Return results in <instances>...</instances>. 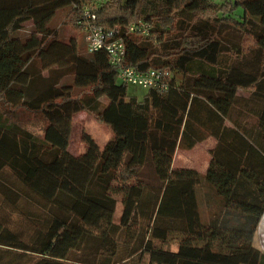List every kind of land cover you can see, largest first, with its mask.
Returning <instances> with one entry per match:
<instances>
[{
    "label": "trees",
    "instance_id": "obj_1",
    "mask_svg": "<svg viewBox=\"0 0 264 264\" xmlns=\"http://www.w3.org/2000/svg\"><path fill=\"white\" fill-rule=\"evenodd\" d=\"M73 3H0V264H144L145 254L147 264H264L254 245L264 213V0L102 2L96 20L120 26L122 66L173 73L166 91L140 99L103 51L85 53L77 35L48 26L69 5L63 21L80 31ZM28 19L39 37H14ZM139 19L148 33L125 32ZM65 75L73 82L58 86ZM21 108L40 114L42 137L11 119ZM81 110L111 137L100 146L84 132L85 150L73 155ZM206 136L217 141L204 175L173 166L178 147ZM201 181L218 198L207 219Z\"/></svg>",
    "mask_w": 264,
    "mask_h": 264
},
{
    "label": "rangeland",
    "instance_id": "obj_2",
    "mask_svg": "<svg viewBox=\"0 0 264 264\" xmlns=\"http://www.w3.org/2000/svg\"><path fill=\"white\" fill-rule=\"evenodd\" d=\"M237 12H241V11L238 9ZM65 17L66 16H64L63 19H65ZM58 24L61 26L60 31L58 30L59 32L58 35L61 36V38L63 39H65L70 33L77 35L80 40L82 50L86 53V47L83 40V33L81 32V29L79 31L74 25L64 21L61 23L59 21ZM247 44H250L249 39L247 40ZM178 78L180 79V76H178ZM74 91L78 92L80 90L74 87ZM147 91H148L147 89L141 88L139 86H135L132 84L127 85L128 94L134 95L138 99L142 98L147 93ZM241 93L244 94L242 91ZM103 99H104L103 101L105 102L106 99L105 98ZM3 109L0 108L1 113L3 112ZM15 113H16L15 118L13 117L11 119L18 122V124L20 125L28 127L36 135H39L41 133L40 128L42 127V121H41L42 118L38 114H34V113L32 114L22 109H17ZM84 132L90 134L100 146H102L111 137V130L109 126L103 122L97 121L92 113H89L86 110H81L74 113L72 119V130H71L69 148L74 152H78V154L84 152L85 150V144L81 139L82 134ZM206 158L207 155L205 151V146H197L196 148L190 151L181 147L175 153V156L173 158V166L180 167L183 166V164L190 162V164L193 163L197 168L202 169V167L206 162ZM199 197H200L199 202H200L201 215L203 219H207L212 209L216 205H218V198L214 194L209 192H205V193L200 192ZM120 211L121 209L119 210V206H118L115 213H120ZM0 213L4 217V210H0ZM254 245L260 249L256 232L254 235ZM171 248L173 249L174 246H171ZM143 260H144L143 263L147 264L148 261L147 254L144 255ZM122 264H130V263L125 262Z\"/></svg>",
    "mask_w": 264,
    "mask_h": 264
},
{
    "label": "built area",
    "instance_id": "obj_3",
    "mask_svg": "<svg viewBox=\"0 0 264 264\" xmlns=\"http://www.w3.org/2000/svg\"><path fill=\"white\" fill-rule=\"evenodd\" d=\"M106 0H80L72 7L80 6L79 26L83 33L86 51L93 53L103 51L111 65L118 66L117 78L125 84H132L144 89H153L162 93L167 90L172 78L169 68H150L138 71L131 66H122L125 57V44L120 26L104 27L96 20L95 9ZM150 25L139 19L126 26L125 32L148 33Z\"/></svg>",
    "mask_w": 264,
    "mask_h": 264
},
{
    "label": "crops",
    "instance_id": "obj_4",
    "mask_svg": "<svg viewBox=\"0 0 264 264\" xmlns=\"http://www.w3.org/2000/svg\"><path fill=\"white\" fill-rule=\"evenodd\" d=\"M28 1L30 3L36 5V4H40V3H43V2H46V1H49V0H0V3L2 5H4V2L8 3V4L18 3L21 6H25ZM69 10H70V6L69 5L57 8L55 10L54 15L52 16V18L48 22V26L50 28L57 29V31L58 30L60 31V27L61 26L58 24V22L59 21H60V23L63 22L62 20H64L63 18H64V16H66V14H67V12ZM12 34H13L14 37L19 38L21 40H25V39H28V38H38L39 37V34L36 32V29H35V26H34V23H33L32 19H28V20H25L24 22H22L21 27L18 28L17 30H15ZM58 34H59V32H58ZM73 36H74V34L70 33L65 39H69V38H71ZM43 74L45 75L46 72L44 71ZM72 82H73L72 76L71 75H65L62 78H60V80L58 82V86L59 85H70ZM22 110H24V109H22ZM31 113L33 114V112H31ZM38 115L40 116V114H38ZM72 119H73V116H72ZM41 121H42V127L40 128L41 133L39 135H37V136H41L42 137L44 122H43V120H41ZM226 123H228V125L230 124L228 120H226ZM17 124H18V122H17ZM22 127L26 128L27 130L32 132L28 127H25L23 125H22ZM71 130H72V124H71ZM32 133H34V132H32ZM70 137H71V133H70ZM70 137H69V144H70ZM216 141L217 140H216L215 137L206 136L204 139H202V140H200L198 142H195L191 148L186 149V150L190 151V150L196 148L197 146H205V151H206L207 158H206V162H205L204 166L202 167V169L197 168L195 166V164H193V163L190 164V162H187L186 164H183V166H180V167L192 168V169L197 170L201 175H204V173L207 170V167H208V164H209V161H210V157H211L209 151H210L211 148L214 147V145L216 144ZM69 144H68V151L71 154H73V155H77L78 152L72 151L69 148ZM179 149H180V147H178L176 149V151H178ZM174 156H175V154H174ZM172 164H173V162H172ZM200 192H204V193L205 192H209V193H212V194L215 195V191L213 190V188L209 184L205 183L204 181H201L197 185L196 193H197V197H198L199 200H200V197H199ZM118 206H119V210H120L121 209L120 201L117 202L116 208H115V211H114V215H113V219H114L115 222H118L119 217H120V213H115ZM3 210H4V208H3ZM1 216H3V215H1ZM3 222H4V220H3ZM256 234H257V239H258V243H259L260 249H261V251H264V213H262V215H261V217H260V219L258 221L257 228H256Z\"/></svg>",
    "mask_w": 264,
    "mask_h": 264
}]
</instances>
